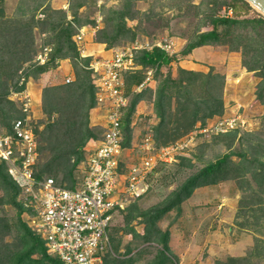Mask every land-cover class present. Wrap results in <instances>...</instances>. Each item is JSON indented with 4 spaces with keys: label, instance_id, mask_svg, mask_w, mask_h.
<instances>
[{
    "label": "trees",
    "instance_id": "1",
    "mask_svg": "<svg viewBox=\"0 0 264 264\" xmlns=\"http://www.w3.org/2000/svg\"><path fill=\"white\" fill-rule=\"evenodd\" d=\"M238 2L249 6L244 0H201L198 4L192 0H179L174 4L178 11L175 15L183 17L187 26L194 24L178 55L185 56L194 48L205 45H226L229 51L239 52L242 67L258 77L255 98L264 105V16L237 15ZM86 4L87 0H68L66 11L52 8L48 0H19L13 13L8 14L6 0H0V133L10 131L11 121L22 115L17 103L9 98L11 93L24 90L28 79H36L40 74L54 70L59 60L68 59L73 70L72 80L47 84L41 90L40 106L43 117L34 122L38 142V160L34 166V175L38 179L52 177L56 183L71 188L80 182L82 170H79V165L85 164L86 144L100 138L102 132L100 126L90 122L96 91L92 82V71L87 67L91 58L81 56L72 39L77 32L76 27L97 26L95 19H88L79 11ZM202 5L207 9H201ZM221 8H231L233 15L217 14ZM106 11V15L102 17L103 26L97 27L93 39L103 43L107 49L133 43L139 33V25L129 26L127 21L138 19L140 24L138 15H151V11L140 12L134 9L132 0H125L118 9L108 8ZM188 12L192 14L189 15ZM196 18L197 21L194 22ZM202 19L209 21V28L206 30L198 29ZM39 37L41 43L38 44ZM43 46L51 49L47 60L43 64H35L34 57ZM134 52L136 68L123 75L124 91L128 97L121 127L123 148L131 146V119L137 103L141 100L152 103L158 120L151 127L152 139L157 146L175 141L191 131L197 123L202 125L207 119L224 114L225 78L212 66L206 72L176 66L173 72L170 63L177 60V54L168 55L157 46ZM149 71L153 77L141 89H137L148 77ZM261 119L260 129L246 130L239 137L238 129L212 135L215 140H225L227 151L195 169L156 205L142 209L137 205L136 199L115 212L123 214L126 232L133 239L160 246L154 260L149 264H175V257L167 254L170 252L167 243L168 231L161 232L157 223L172 210L180 213L182 203L197 188L229 180L249 185L248 175L257 190L250 197L253 202L242 199L244 204L242 203L241 209L246 205L256 204L257 210L262 211L264 113ZM235 140L240 145L238 150L233 147ZM175 165L177 171L182 167L192 166L190 158L186 156H179ZM163 166L166 164L159 165L154 172ZM6 208L13 213L9 214ZM24 212L20 189L1 162L0 264H60L58 259L47 253L43 240L25 223L22 216ZM255 218L258 221L259 216ZM131 221L143 224L142 232L138 233L130 225ZM111 242V251L103 254L102 264H133L137 260L139 251L137 255H131L133 248L126 245L124 257L120 258L118 244L112 246ZM251 259L254 262L264 260V239L257 241L247 255L228 256L225 261H218L217 264H250Z\"/></svg>",
    "mask_w": 264,
    "mask_h": 264
},
{
    "label": "rangeland",
    "instance_id": "2",
    "mask_svg": "<svg viewBox=\"0 0 264 264\" xmlns=\"http://www.w3.org/2000/svg\"><path fill=\"white\" fill-rule=\"evenodd\" d=\"M19 0H6V12L13 13L18 5ZM65 6L68 11V0H48L49 5ZM179 0H132L134 9L140 12L151 11L150 17L146 15H138V19L128 20L129 26L139 25V33L133 43L124 44L113 47L108 57L113 54L117 48L132 46L137 42L138 46L147 45L152 47L154 43L164 38L171 40L174 49H182L185 44V37L192 31L193 23L187 26V21L183 17H178L175 14L178 12L174 4ZM183 2V0H181ZM187 1V0H186ZM201 0H192L198 4ZM125 0H87V4L79 9V11L88 19H95L96 27H92L93 34L97 27L103 26L102 17L106 15V9H118L122 6ZM183 5V3H181ZM237 15L251 16L260 14L252 6H245L238 2ZM52 7V6H51ZM201 9L206 10L207 7L202 5ZM223 9L218 10L217 14L222 15ZM192 14V12H188ZM70 18V16L68 17ZM197 18L194 19V22ZM209 21L202 19L198 27L199 30H206ZM86 25L80 26L85 28ZM91 30V29H90ZM84 37L79 46L78 51L82 55V45L86 38V29H84ZM47 38V36H45ZM45 38V39H46ZM94 35L92 36V40ZM91 41L87 38V41ZM37 43H41V38H37ZM103 44V43H102ZM105 47V45H104ZM106 48V47H105ZM209 49L219 51L221 57L209 62H202L197 59H192L196 63L212 66L214 70L224 75L225 83L223 88V100L225 111L222 116L240 117L244 121V125L240 127L237 137L244 131H256L260 129L262 115L264 113V105L260 104L255 98V88L258 81L252 72H248L241 65L240 53L239 56L231 54L226 45H209ZM107 49V48H106ZM141 49V48H139ZM143 49V48H142ZM180 59L184 58L178 56ZM236 57V58H235ZM89 63L100 59V57L92 58L90 56ZM104 58V57H101ZM107 58V57H105ZM239 58V59H237ZM238 61V62H237ZM70 62V61H69ZM238 64V66H237ZM165 71V68H162ZM174 72V71H173ZM53 70L42 73L34 80L40 88V92L44 86L51 84L53 80ZM152 76V73L149 75ZM153 77V76H152ZM65 79V78H64ZM63 79V81H64ZM27 81V82H28ZM155 86V84L152 83ZM27 86V83H26ZM27 91V88L25 89ZM28 92V91H27ZM32 98V94H30ZM41 96V94H40ZM34 120L43 117L39 102L32 98ZM141 103V104H139ZM139 104V106H138ZM40 107V108H39ZM152 103L150 101L141 100L137 103L135 111L131 119L132 125V141L131 146L125 150L126 160L139 161L138 145L140 140L151 131V127L157 123V119L153 112H150ZM153 108V107H152ZM217 117V116H215ZM212 119H207L210 121ZM197 123L195 127L198 125ZM236 137V139H237ZM225 140H215L211 134H198L190 142L189 147L180 156L190 158L192 166L183 168L177 171L175 162L178 161L177 156L174 161L163 166L158 171L152 174L150 189L139 198L136 203L142 209L150 208L162 201L173 189H175L190 173L195 169L203 166L209 161H213L221 154L227 151L224 144ZM239 142L235 140L233 147L240 148ZM244 148V146H242ZM238 150V149H237ZM249 185L236 183L234 180L221 182L217 185L205 186L201 189H196L197 192L192 194L181 205L180 213L172 210L158 221L157 225L161 232L168 231V247L170 252L167 254L175 257V264H217L218 261H225L228 256L243 257L247 255L255 246L256 242L264 239V208L262 211L257 210V205L243 206V200L253 202L250 197L257 190L254 181L250 176ZM195 190V191H196ZM200 190V192H198ZM194 195V196H193ZM243 203V204H242ZM129 205V204H128ZM253 208V209H252ZM255 211H252V210ZM9 214L12 210L6 208ZM259 216L258 221L255 216ZM24 215V214H23ZM22 215V216H23ZM123 214L115 213L109 229L110 242L118 244V255L124 257L126 245L133 248L131 253L137 255V260L133 264H149L154 260L158 246L156 243H143L140 239L135 240L126 231ZM24 219V217H23ZM132 225L138 233L142 232L143 224H137L136 221H131ZM251 259L250 264H264V260L254 262Z\"/></svg>",
    "mask_w": 264,
    "mask_h": 264
},
{
    "label": "built area",
    "instance_id": "3",
    "mask_svg": "<svg viewBox=\"0 0 264 264\" xmlns=\"http://www.w3.org/2000/svg\"><path fill=\"white\" fill-rule=\"evenodd\" d=\"M222 15L231 16L233 11L224 8ZM76 28L72 39L78 49L85 28ZM152 46L168 55L174 54L173 43L167 38ZM139 48L151 47L138 46L136 42L117 48L110 57L87 66L96 88L93 109L101 111L103 117L102 132L95 148L86 155L80 182L74 188L58 184L52 177H35L38 142L32 98L26 90L12 92L9 97L17 103L22 115L11 121L10 131L0 133V163L5 164L7 173L20 189L25 223L60 264H100L103 254L111 251L108 231L114 213L150 189L151 176L159 165L174 161L198 134L218 135L244 125L240 117H213L161 146L155 144L150 131L139 142V161L126 160L127 148L121 144L122 118L128 105L123 75L136 68L134 51ZM50 50L49 46H43L34 57L35 64H43ZM150 73L137 89L150 79ZM71 80L66 77L64 82Z\"/></svg>",
    "mask_w": 264,
    "mask_h": 264
},
{
    "label": "crops",
    "instance_id": "4",
    "mask_svg": "<svg viewBox=\"0 0 264 264\" xmlns=\"http://www.w3.org/2000/svg\"><path fill=\"white\" fill-rule=\"evenodd\" d=\"M52 8H65V6H60V5H54V1L53 3H51ZM86 29V35H85V42L82 45L83 48V56H91L92 58H97V57H108L111 53V49H106L104 47V44L102 43H98L95 42L94 40H92V36H93V29L90 26H85ZM91 29V30H90ZM87 38H90L91 41H87ZM81 47V45H80ZM209 45H205V46H200L197 48H194L189 54L182 56L184 58L180 59L178 56V53L181 49H174V54H177V60H174L170 63V65L173 68V71L175 70L176 66H180L182 68L185 69H191V70H200V71H204L206 72L208 70V65H204V64H200V63H196L194 62L192 59H197L200 60L202 62H209V60H213V59H217L219 57H221L219 51L213 50V49H209L208 48ZM231 54L233 55H238V53L236 52H228V58L229 56H231ZM236 58V57H235ZM239 59V58H237ZM239 64H240V59L238 60ZM237 61V62H238ZM238 66V64H237ZM66 77H71L73 78V70L71 67V64L69 62L68 59H62L59 60L57 62V67L53 70L52 76L50 78H52L51 80H53L51 82V84L53 83H58V82H62L64 78ZM35 85H38L34 80H29L27 82V91L29 94H32V98L34 97L36 101L39 102V106H40V88H36ZM141 104V103H139ZM138 104V106H139ZM40 108V107H39ZM150 112H152V107L150 108ZM101 111H98V109H93L90 113V122L92 125H97L102 127V122H103V117L101 115ZM97 144V140L95 141H89L86 146H85V151H86V155H88L96 146ZM79 170H82V165H79ZM203 187L197 188V189H201ZM197 192V190H194V194ZM200 192V190L198 191ZM194 196V195H193ZM102 264V261L101 263Z\"/></svg>",
    "mask_w": 264,
    "mask_h": 264
},
{
    "label": "water",
    "instance_id": "5",
    "mask_svg": "<svg viewBox=\"0 0 264 264\" xmlns=\"http://www.w3.org/2000/svg\"><path fill=\"white\" fill-rule=\"evenodd\" d=\"M252 6L257 12L264 16V0H244Z\"/></svg>",
    "mask_w": 264,
    "mask_h": 264
}]
</instances>
